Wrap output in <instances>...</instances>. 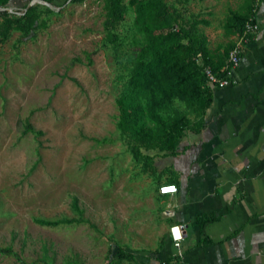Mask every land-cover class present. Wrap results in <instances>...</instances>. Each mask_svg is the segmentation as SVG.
I'll use <instances>...</instances> for the list:
<instances>
[{
  "label": "rangeland",
  "instance_id": "rangeland-1",
  "mask_svg": "<svg viewBox=\"0 0 264 264\" xmlns=\"http://www.w3.org/2000/svg\"><path fill=\"white\" fill-rule=\"evenodd\" d=\"M105 1H36L38 11H53L42 14L46 26L29 35L11 30L0 42V247L17 255H0V264H107L117 246L151 251L160 232L153 206L142 204L154 191L141 185L152 158L137 160L118 128L117 99L141 37L130 10L117 29L121 44L105 43ZM205 3L193 0L184 14L206 18L212 9L213 27L199 30L210 31L208 45L219 50L222 23L243 0ZM22 4L0 14L20 17Z\"/></svg>",
  "mask_w": 264,
  "mask_h": 264
},
{
  "label": "crops",
  "instance_id": "crops-1",
  "mask_svg": "<svg viewBox=\"0 0 264 264\" xmlns=\"http://www.w3.org/2000/svg\"><path fill=\"white\" fill-rule=\"evenodd\" d=\"M192 1L173 5L186 20L211 28L212 9L206 18L184 14ZM253 5L259 31L243 45L230 83L212 87L213 102L200 132L188 130L176 154L149 155L153 165L141 185L153 184L154 191L142 204L151 203L160 227L153 249L141 253L150 264H264V0ZM229 14L222 23L225 45L219 50L209 45L213 53L222 55L226 46L239 42L225 34ZM201 33L210 40V31ZM167 184L178 192L162 195L159 189ZM173 224L184 230L179 249L170 237Z\"/></svg>",
  "mask_w": 264,
  "mask_h": 264
},
{
  "label": "trees",
  "instance_id": "trees-1",
  "mask_svg": "<svg viewBox=\"0 0 264 264\" xmlns=\"http://www.w3.org/2000/svg\"><path fill=\"white\" fill-rule=\"evenodd\" d=\"M32 1L0 0L1 8L20 2L25 7L20 17H10L7 11L0 14V42L6 40L11 30L29 35L46 26L42 14L52 13V9L38 11L37 6H29ZM42 1L56 5L59 0ZM254 1L244 0L240 10L230 12L224 25L227 36L239 38L246 23L255 20ZM130 10L132 29L141 40L131 61L125 88L117 99L118 128L131 139L130 149L137 160L152 158L144 155L143 150L176 154L188 130L200 132L206 111L212 105L213 89L208 84L206 68L220 73L226 65L224 58L234 46H226L222 55L213 53L199 30L200 21L186 20L183 12L166 0H106L105 43L121 44L117 29ZM176 102L184 105L185 112L175 107ZM72 222L38 220L45 226ZM8 254L16 255L11 247H0V255ZM115 258L150 264L147 256L120 246L111 251L107 264H115Z\"/></svg>",
  "mask_w": 264,
  "mask_h": 264
},
{
  "label": "built area",
  "instance_id": "built-area-1",
  "mask_svg": "<svg viewBox=\"0 0 264 264\" xmlns=\"http://www.w3.org/2000/svg\"><path fill=\"white\" fill-rule=\"evenodd\" d=\"M259 24L253 19L246 23L243 34L239 37V42L229 51L226 65L220 73L213 72L210 68H206L205 72L208 84L211 87L224 88L234 75L235 70L240 66L243 53V45L247 43L251 37L259 31ZM159 192L162 195L175 194L178 187L173 184H167L160 187ZM170 237L176 248H181L184 241V230L178 224L170 227Z\"/></svg>",
  "mask_w": 264,
  "mask_h": 264
},
{
  "label": "water",
  "instance_id": "water-1",
  "mask_svg": "<svg viewBox=\"0 0 264 264\" xmlns=\"http://www.w3.org/2000/svg\"><path fill=\"white\" fill-rule=\"evenodd\" d=\"M36 1H39V0H33L29 6H32ZM45 3H46L47 5H49V6H51V4H49L48 2H45Z\"/></svg>",
  "mask_w": 264,
  "mask_h": 264
}]
</instances>
